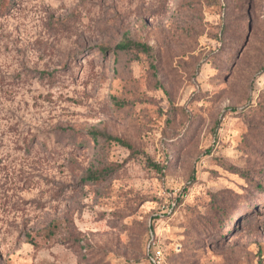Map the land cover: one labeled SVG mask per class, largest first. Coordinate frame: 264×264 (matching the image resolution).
Instances as JSON below:
<instances>
[{
    "label": "rangeland",
    "instance_id": "1",
    "mask_svg": "<svg viewBox=\"0 0 264 264\" xmlns=\"http://www.w3.org/2000/svg\"><path fill=\"white\" fill-rule=\"evenodd\" d=\"M157 250L264 264V0H0V264Z\"/></svg>",
    "mask_w": 264,
    "mask_h": 264
},
{
    "label": "trees",
    "instance_id": "2",
    "mask_svg": "<svg viewBox=\"0 0 264 264\" xmlns=\"http://www.w3.org/2000/svg\"><path fill=\"white\" fill-rule=\"evenodd\" d=\"M115 49L116 50H128V49H138V50H143V51H148L151 50L150 47L144 43H140L138 41H133L127 38H124L123 40H121L120 42H118L115 45ZM102 50L106 51L105 47H102ZM107 138H111L114 139L128 147H131V145L127 142H125L123 139L118 138V137H113L110 135H105Z\"/></svg>",
    "mask_w": 264,
    "mask_h": 264
},
{
    "label": "built area",
    "instance_id": "3",
    "mask_svg": "<svg viewBox=\"0 0 264 264\" xmlns=\"http://www.w3.org/2000/svg\"><path fill=\"white\" fill-rule=\"evenodd\" d=\"M160 255H161L160 250H157L151 259L154 262H157L158 264H166V263L161 261Z\"/></svg>",
    "mask_w": 264,
    "mask_h": 264
}]
</instances>
